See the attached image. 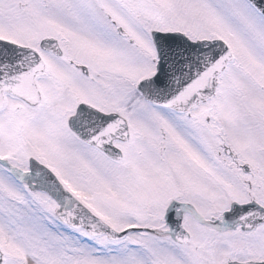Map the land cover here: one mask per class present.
<instances>
[{
	"label": "snow or ice",
	"instance_id": "1",
	"mask_svg": "<svg viewBox=\"0 0 264 264\" xmlns=\"http://www.w3.org/2000/svg\"><path fill=\"white\" fill-rule=\"evenodd\" d=\"M0 264H264V0H0Z\"/></svg>",
	"mask_w": 264,
	"mask_h": 264
}]
</instances>
